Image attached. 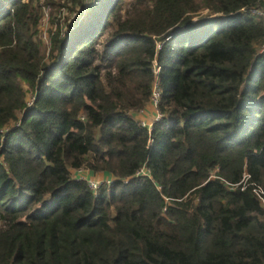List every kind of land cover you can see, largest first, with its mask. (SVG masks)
<instances>
[{"label": "trees", "instance_id": "trees-1", "mask_svg": "<svg viewBox=\"0 0 264 264\" xmlns=\"http://www.w3.org/2000/svg\"><path fill=\"white\" fill-rule=\"evenodd\" d=\"M256 6L0 0V264H264Z\"/></svg>", "mask_w": 264, "mask_h": 264}, {"label": "built area", "instance_id": "built-area-1", "mask_svg": "<svg viewBox=\"0 0 264 264\" xmlns=\"http://www.w3.org/2000/svg\"><path fill=\"white\" fill-rule=\"evenodd\" d=\"M31 1L41 5L44 0H31ZM87 1H89V0H87ZM261 1L263 3V6H264V0H261ZM41 12H42V17H41L40 24H39V30H41V27L43 26V22H46V20H47L48 8L45 6H41ZM239 12L248 13L251 16H257V17H260L264 20V8L262 9V8L256 6V7H253L251 9H248V10L241 9ZM41 35H42L43 41L46 42V40H45L46 37H45L44 32H42ZM256 54L257 55H264V42L260 46H258V48L256 49ZM158 71H159L158 66L155 64V62H153L152 66H151L152 75L154 77H156L158 74ZM158 99H159V90H158L156 81H153V83L151 85V89H150L149 100H148L147 105L145 106V107L151 108L153 110L152 119L150 121H148V120H145L143 118L142 119L138 118L140 126L145 128L147 130V132H149L152 123L155 122L159 118V115L155 110ZM31 103H32V98L30 97V102L26 101L27 107H29L31 105ZM137 115L144 117V109L141 110L138 114H136V116ZM89 173H90V171L87 168H80L78 170H75V173L72 174L71 178L84 181L87 185V188L92 193H95L101 184H105L108 186L113 181V179L111 177L105 178L104 180H96L92 177H89L88 176ZM141 173H144V170H141ZM251 191L254 194V196L258 199L259 205L264 212V201L262 200L261 189L259 187L253 185Z\"/></svg>", "mask_w": 264, "mask_h": 264}, {"label": "crops", "instance_id": "crops-1", "mask_svg": "<svg viewBox=\"0 0 264 264\" xmlns=\"http://www.w3.org/2000/svg\"><path fill=\"white\" fill-rule=\"evenodd\" d=\"M152 116H153V110L151 108H148V107H145L144 108V117L143 116H136V118H143L145 120H148L150 121L152 119ZM75 171H70V175L72 176V174H74ZM89 177H92L96 180H104L105 178H108L109 176H106V175H103L102 173H89L88 175Z\"/></svg>", "mask_w": 264, "mask_h": 264}, {"label": "rangeland", "instance_id": "rangeland-1", "mask_svg": "<svg viewBox=\"0 0 264 264\" xmlns=\"http://www.w3.org/2000/svg\"><path fill=\"white\" fill-rule=\"evenodd\" d=\"M66 14H67V12H64V13H63V16L66 17ZM74 15H75V14H69V15H68L69 18H70L69 21H71V19L74 17ZM66 23H67V22H66ZM48 26H49V24L47 23V21H46V22H43V26L41 27V30H39V38H40V40H41L43 43H44L45 41H43L41 33L44 32L45 37H46L45 40H46V42H47V39H48V38H47L46 33H47ZM46 42H45V43H46ZM45 43H44V44H45ZM97 49L99 50V45L97 46ZM26 97H27L26 101H27V102H30V96H28V93H27ZM28 98H29V99H28ZM17 116L20 117V114H18ZM82 168H84V167H82ZM93 194H95V193H93Z\"/></svg>", "mask_w": 264, "mask_h": 264}]
</instances>
